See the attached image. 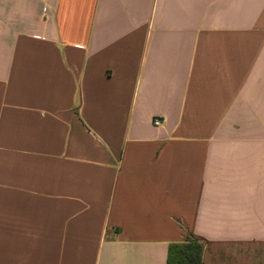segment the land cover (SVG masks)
<instances>
[{"label":"crops","instance_id":"crops-1","mask_svg":"<svg viewBox=\"0 0 264 264\" xmlns=\"http://www.w3.org/2000/svg\"><path fill=\"white\" fill-rule=\"evenodd\" d=\"M189 234L264 264V0H0V264Z\"/></svg>","mask_w":264,"mask_h":264},{"label":"trees","instance_id":"trees-1","mask_svg":"<svg viewBox=\"0 0 264 264\" xmlns=\"http://www.w3.org/2000/svg\"><path fill=\"white\" fill-rule=\"evenodd\" d=\"M203 253L204 242L189 234L185 241L170 245L167 264H202Z\"/></svg>","mask_w":264,"mask_h":264},{"label":"built area","instance_id":"built-area-1","mask_svg":"<svg viewBox=\"0 0 264 264\" xmlns=\"http://www.w3.org/2000/svg\"><path fill=\"white\" fill-rule=\"evenodd\" d=\"M156 124H160L161 120L160 119H155Z\"/></svg>","mask_w":264,"mask_h":264}]
</instances>
